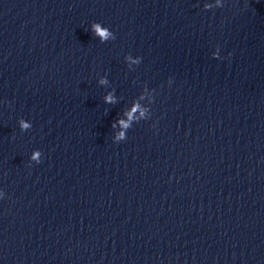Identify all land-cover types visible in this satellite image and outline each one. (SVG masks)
Listing matches in <instances>:
<instances>
[{"label":"water","instance_id":"1","mask_svg":"<svg viewBox=\"0 0 264 264\" xmlns=\"http://www.w3.org/2000/svg\"><path fill=\"white\" fill-rule=\"evenodd\" d=\"M219 4L0 0V264H264V0Z\"/></svg>","mask_w":264,"mask_h":264},{"label":"clouds","instance_id":"2","mask_svg":"<svg viewBox=\"0 0 264 264\" xmlns=\"http://www.w3.org/2000/svg\"><path fill=\"white\" fill-rule=\"evenodd\" d=\"M217 6L218 7L220 6L219 0H217ZM210 7H211L210 4L204 5L205 9H208ZM89 30L93 36L99 38V41L101 43L115 39L114 33L111 32L107 27L101 26V24L98 22L91 23L89 26ZM229 55H231V54H229ZM125 59L130 64H139L141 62V58L139 56H137L135 59H133L132 56H127ZM169 82H171V80H169ZM99 83L101 85H104L107 83V81H106V79L101 78L99 80ZM103 99H104V102L107 104H115L116 103V98L112 94V92L107 93L103 97ZM137 112H139V114H140L139 118H144L145 110L141 108V106L138 102L134 103L133 106L131 107V109L124 113V116L126 117V119L117 118V120L111 125V127L113 129H115L117 124H118L120 126V129H121V131L116 132L114 134L113 139H112L113 143H119V142L124 141L126 139V130H128L131 127V122L133 120L137 119V117L134 115ZM17 123H18V127H19L21 132L29 130L32 127L31 123L28 121H25L24 119H19L17 121ZM41 155L42 154L39 150H33L30 154V157H29L30 162H34L35 164L41 163ZM0 195H3V193H0Z\"/></svg>","mask_w":264,"mask_h":264}]
</instances>
